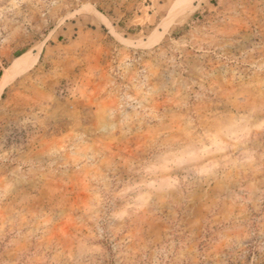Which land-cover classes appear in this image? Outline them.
<instances>
[{
  "label": "rangeland",
  "instance_id": "374dc122",
  "mask_svg": "<svg viewBox=\"0 0 264 264\" xmlns=\"http://www.w3.org/2000/svg\"><path fill=\"white\" fill-rule=\"evenodd\" d=\"M0 264H264V0H0Z\"/></svg>",
  "mask_w": 264,
  "mask_h": 264
},
{
  "label": "bare ground",
  "instance_id": "6f19581e",
  "mask_svg": "<svg viewBox=\"0 0 264 264\" xmlns=\"http://www.w3.org/2000/svg\"><path fill=\"white\" fill-rule=\"evenodd\" d=\"M185 9H186V7L179 6L178 3H176L174 5V8H173L172 12L170 14H168V16L163 20V22H162V30L168 29L170 27L171 23L173 22V20L178 15L183 14V12H185ZM161 36H162V32L154 34L153 37H152V41L159 40L161 38ZM24 65H25V61L23 60V58L16 60V62H14L12 64V66L10 67V71L8 72V74L9 73H14L15 71H17L18 69H20ZM6 77L7 76H4V78H6Z\"/></svg>",
  "mask_w": 264,
  "mask_h": 264
}]
</instances>
